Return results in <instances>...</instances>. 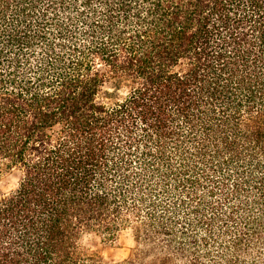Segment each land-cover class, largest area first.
<instances>
[{
	"label": "trees",
	"instance_id": "1",
	"mask_svg": "<svg viewBox=\"0 0 264 264\" xmlns=\"http://www.w3.org/2000/svg\"><path fill=\"white\" fill-rule=\"evenodd\" d=\"M3 170L0 264H264V0H0Z\"/></svg>",
	"mask_w": 264,
	"mask_h": 264
},
{
	"label": "rangeland",
	"instance_id": "2",
	"mask_svg": "<svg viewBox=\"0 0 264 264\" xmlns=\"http://www.w3.org/2000/svg\"><path fill=\"white\" fill-rule=\"evenodd\" d=\"M18 183V174L3 170L0 173V199L12 192ZM81 245L87 255L100 256L107 263L124 261L133 247L130 232H120L115 237L103 234H85Z\"/></svg>",
	"mask_w": 264,
	"mask_h": 264
}]
</instances>
